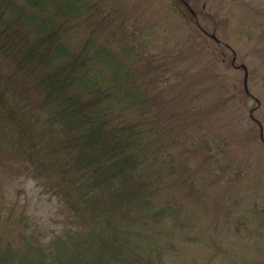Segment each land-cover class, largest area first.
Instances as JSON below:
<instances>
[{
  "label": "trees",
  "instance_id": "obj_1",
  "mask_svg": "<svg viewBox=\"0 0 264 264\" xmlns=\"http://www.w3.org/2000/svg\"><path fill=\"white\" fill-rule=\"evenodd\" d=\"M189 2L149 0L143 21L140 0H0V264L180 261L187 205L170 191L197 186L168 147L195 84L213 89ZM174 14L176 31L195 26L189 46L167 36ZM239 96L250 97L244 83ZM254 124L247 152L264 144ZM207 133L191 155L226 172L223 134ZM29 192L50 195V223Z\"/></svg>",
  "mask_w": 264,
  "mask_h": 264
},
{
  "label": "rangeland",
  "instance_id": "obj_2",
  "mask_svg": "<svg viewBox=\"0 0 264 264\" xmlns=\"http://www.w3.org/2000/svg\"><path fill=\"white\" fill-rule=\"evenodd\" d=\"M148 1L140 0V18L144 17L143 21H149V14H145ZM152 1L170 7L174 0ZM188 1L197 15L199 26L206 31L202 32L203 42L200 44L204 57L197 61V65L204 67L205 64L211 70L212 79L208 83H212L213 89L205 90L208 85L201 84V91L197 92L195 84L182 113L185 114L181 119L184 124L173 132L168 147L190 169L197 186L193 190L175 180L177 185L172 187L171 180L166 179V190L172 187L170 194L185 198L187 216L183 219L189 236L181 242L180 261L176 255L169 254L168 262L264 264V252L257 250L264 247V144L255 142L249 146L251 149L248 152L242 148V145H247L245 133L256 131L255 121L250 117L253 108V116L262 122L264 131V0ZM173 17L171 29L165 27L169 31L167 36L172 37L175 31L173 41L189 46L191 30L195 26L191 25L190 29L182 32L176 31L183 23L175 14ZM213 34L236 52L237 65L247 67L248 88L252 97L246 100L240 96L232 98L235 93L240 95L244 71L223 63L221 44L210 37ZM225 54L233 56L231 50L225 49ZM209 63L215 67L209 68ZM221 99L223 108L220 107ZM209 130L223 134L219 141L227 148L225 153H218L217 167L223 166L226 172L219 168L213 173L206 172L205 165H201L200 154L191 155V145L201 142ZM182 167L183 164L180 171ZM29 195L35 201L39 200L31 203L33 213L43 224L50 223L51 212L56 211L50 208L55 206L54 202L48 201L50 195L45 197L36 192H29Z\"/></svg>",
  "mask_w": 264,
  "mask_h": 264
},
{
  "label": "water",
  "instance_id": "obj_3",
  "mask_svg": "<svg viewBox=\"0 0 264 264\" xmlns=\"http://www.w3.org/2000/svg\"><path fill=\"white\" fill-rule=\"evenodd\" d=\"M213 37H215V36H213ZM214 39H215V38H214ZM244 69H246V68L244 67ZM244 83H245V90H246V92L248 93L249 90H248V85H247V74H246V77H245ZM261 137H263V133L261 134Z\"/></svg>",
  "mask_w": 264,
  "mask_h": 264
}]
</instances>
